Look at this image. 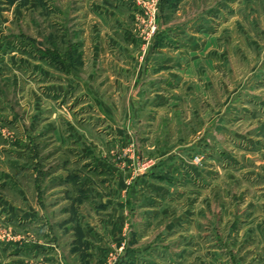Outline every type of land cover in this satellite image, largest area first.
<instances>
[{"label": "rangeland", "instance_id": "1", "mask_svg": "<svg viewBox=\"0 0 264 264\" xmlns=\"http://www.w3.org/2000/svg\"><path fill=\"white\" fill-rule=\"evenodd\" d=\"M95 1L107 75L87 0H0V264H162L264 196V0Z\"/></svg>", "mask_w": 264, "mask_h": 264}, {"label": "crops", "instance_id": "2", "mask_svg": "<svg viewBox=\"0 0 264 264\" xmlns=\"http://www.w3.org/2000/svg\"><path fill=\"white\" fill-rule=\"evenodd\" d=\"M87 1L88 2L80 9V12L83 11L84 13L85 22L77 27L80 28L81 26L80 29L86 30L84 36L93 41V45L91 46V42H84L83 50L87 46L90 48L92 47L91 51L93 52V57L91 60L95 61L99 59V61L103 62V68L100 67L102 69V75L108 74L107 68L109 62L113 63L111 66L114 72H119L121 69L119 68V64H117L114 59L109 58L108 55L99 56L97 52L98 46L96 45L99 44L100 46L102 41L106 44L107 36L106 34H102L100 28L109 27L108 24L115 26L116 23L120 22L117 15L118 11H113V8L105 2V4H102L97 3L95 0L94 2L92 0L91 2H89V0ZM92 18H95L96 21L90 22L92 21L90 20ZM70 129L72 130V128ZM249 200L250 198H246L244 205L246 206L254 203V207H252L253 209L250 210L247 216H244L243 219H241L240 215L235 212L223 215L213 214L214 218L212 219L201 212L196 214L193 218H188L187 215L180 217L174 224H170L171 227H177L178 233L175 235L177 238L175 241H177L179 245L173 250L171 248L173 243L169 244L171 251L168 250V252H166L168 256L165 255L167 259L164 258L162 264H249L251 263L250 259L256 257L257 260L255 261L258 263V260H260V258H258V249H264V196L257 198V202H249ZM189 226L190 229L188 231L183 229L184 227ZM205 226L207 228L209 227V229L211 228V231L214 232L218 231L219 233L220 230L224 236H228L229 241L226 240L225 245H222L219 240L213 237L214 240L217 241V244L212 245L213 248H209L208 244H204L201 239V237L206 235L203 234V227ZM212 236L214 235L212 234ZM186 239H188L187 241H189V239L190 241L193 240L190 246L187 245L188 243ZM252 245H255L256 247L253 246V248L251 247ZM155 249L158 251V248ZM141 251L140 246H138L136 253L140 255ZM247 253H249V261L246 260ZM171 257H173V259L175 258V260L172 261ZM150 261L149 264H161V262H156L154 257L151 258Z\"/></svg>", "mask_w": 264, "mask_h": 264}]
</instances>
